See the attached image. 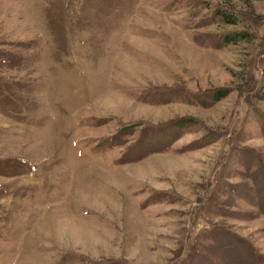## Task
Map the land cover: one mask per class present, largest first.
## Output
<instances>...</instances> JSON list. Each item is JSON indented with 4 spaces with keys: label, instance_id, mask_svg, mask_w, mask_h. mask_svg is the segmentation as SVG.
Segmentation results:
<instances>
[{
    "label": "rangeland",
    "instance_id": "1",
    "mask_svg": "<svg viewBox=\"0 0 264 264\" xmlns=\"http://www.w3.org/2000/svg\"><path fill=\"white\" fill-rule=\"evenodd\" d=\"M263 73L264 0H0V264H264Z\"/></svg>",
    "mask_w": 264,
    "mask_h": 264
},
{
    "label": "trees",
    "instance_id": "2",
    "mask_svg": "<svg viewBox=\"0 0 264 264\" xmlns=\"http://www.w3.org/2000/svg\"><path fill=\"white\" fill-rule=\"evenodd\" d=\"M220 12V14H222V12L221 11H219ZM235 18L234 17H230V18H225V22L226 23H230V24H232V23H234L235 22ZM244 33L243 32H234V33H232V34H225L224 36H223V40H224V43L225 44H228V43H235V42H237L238 40H241L242 38H244L246 35H244ZM264 74V73H263ZM261 98H263L264 99V95H262V97Z\"/></svg>",
    "mask_w": 264,
    "mask_h": 264
}]
</instances>
